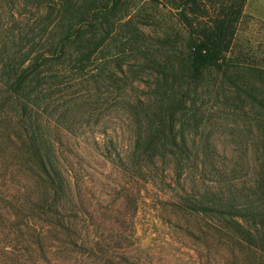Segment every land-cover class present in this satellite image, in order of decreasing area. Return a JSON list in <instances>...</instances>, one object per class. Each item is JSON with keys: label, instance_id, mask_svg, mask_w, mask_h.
Returning a JSON list of instances; mask_svg holds the SVG:
<instances>
[{"label": "rangeland", "instance_id": "374dc122", "mask_svg": "<svg viewBox=\"0 0 264 264\" xmlns=\"http://www.w3.org/2000/svg\"><path fill=\"white\" fill-rule=\"evenodd\" d=\"M220 1L0 0V35H27L22 53L64 37L68 54L54 68L64 81L58 96L76 103L72 142L91 189V230L104 228L110 241L121 234L120 252L140 264H264V0H233L243 5L238 45L221 67L194 73L191 44L215 24ZM103 37L76 63L86 42ZM167 129L190 150L183 159L197 166L199 190L217 189L231 207L217 216L182 211L170 163L165 183L125 177L137 135ZM5 249L11 244L0 242Z\"/></svg>", "mask_w": 264, "mask_h": 264}, {"label": "trees", "instance_id": "16d2710c", "mask_svg": "<svg viewBox=\"0 0 264 264\" xmlns=\"http://www.w3.org/2000/svg\"><path fill=\"white\" fill-rule=\"evenodd\" d=\"M186 3L196 6L198 0ZM235 4L221 0L215 24L192 42L194 73L210 66L219 68L229 61L227 54L238 45V41L234 43L236 25L243 11L242 4L238 8ZM26 37L0 35V242L11 244V249L0 254V263L55 264L60 258L62 264H140L139 259L120 252L119 246L125 241L121 234L114 233L110 241L104 228L91 230L96 217L90 209L91 189L86 186L84 168L80 164L75 167L78 155L72 142L79 130L72 115L76 103L70 95L63 100L58 96L64 81L57 79L54 68L68 54L59 46L64 44V37L49 39L38 52L31 48L22 53ZM68 39L66 36L65 41ZM103 39L86 42L76 63L83 66L89 61ZM89 44L94 47L89 48ZM244 55L239 52L232 60L240 61ZM167 130L137 135L133 161L121 165L125 177L159 178L165 183L170 163L185 196L182 211L217 216L220 208L231 207V203L217 199V189L199 190L201 180L193 172L198 171L197 166L183 159L190 150L176 142L172 129ZM124 198L128 209L133 196L129 192ZM248 210L250 217L254 216L253 209ZM130 213L126 210L120 214L128 222V234L132 232Z\"/></svg>", "mask_w": 264, "mask_h": 264}]
</instances>
